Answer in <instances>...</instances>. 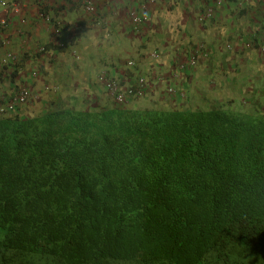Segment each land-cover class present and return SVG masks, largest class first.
Instances as JSON below:
<instances>
[{
	"label": "trees",
	"instance_id": "1",
	"mask_svg": "<svg viewBox=\"0 0 264 264\" xmlns=\"http://www.w3.org/2000/svg\"><path fill=\"white\" fill-rule=\"evenodd\" d=\"M145 97L0 118V264H264V106Z\"/></svg>",
	"mask_w": 264,
	"mask_h": 264
},
{
	"label": "crops",
	"instance_id": "2",
	"mask_svg": "<svg viewBox=\"0 0 264 264\" xmlns=\"http://www.w3.org/2000/svg\"><path fill=\"white\" fill-rule=\"evenodd\" d=\"M12 1L9 11L0 6L10 16V26L1 32L0 96L11 97L19 85L31 87L40 100L22 106L24 115L52 107L50 99L62 105L112 103L103 74L126 84L146 77L145 101L169 109L264 106V0H225L203 22L198 17L214 6L212 0H92L95 12L85 9L87 0H47L51 17L64 25L59 39L54 24L38 18V0H23L20 9ZM142 4L150 19L135 32L131 11ZM41 44L51 46L45 55ZM154 51L160 52L158 58ZM9 53L19 62L15 76L4 62ZM192 56L197 65L182 70L180 63ZM170 87L175 94H169Z\"/></svg>",
	"mask_w": 264,
	"mask_h": 264
},
{
	"label": "built area",
	"instance_id": "3",
	"mask_svg": "<svg viewBox=\"0 0 264 264\" xmlns=\"http://www.w3.org/2000/svg\"><path fill=\"white\" fill-rule=\"evenodd\" d=\"M153 1V0H151ZM214 3V6H211L205 10L204 13H202L198 20L200 22H203L207 19H211L217 8H221L225 0H212ZM241 3H248L251 0H240ZM0 6L3 7V9L9 11L10 10V0H0ZM85 9L89 12H95L96 7L92 0H87L85 5ZM16 8V6H15ZM132 14V28L135 32L140 31L142 26H144L147 22H149L150 19V13L149 9L146 4H142L141 8L139 10L133 9L131 11ZM46 21H51V16H46ZM9 27V21L6 16H4L0 12V31L6 30ZM55 32L57 36H61L60 29L56 30ZM5 44V41L1 38L0 35V48ZM248 47H254L252 42H249ZM42 53L45 52V48L42 46L39 50ZM260 51L264 54V44L260 46ZM160 55L159 51H154L153 56L155 58H158ZM4 62H7L10 64L17 62V57H13L11 53L7 54ZM198 63V60L195 56L190 57L187 61H184L180 63V67L182 70H188L191 67H195ZM128 65L130 67H133L135 65V62L133 60H130L128 62ZM33 76L37 78L39 76L38 71L33 72ZM101 80L106 87V90L108 92V95L110 98L117 104H123L125 102H128L135 98H142L145 96L147 92V79L144 76H138L135 84L128 85L126 83H123L122 81L108 77L106 75L101 76ZM49 90V86L46 87ZM170 92H175L174 88L169 89ZM36 98H38L31 87H29L26 84L19 85V88L16 91V95L10 99L5 97V95L0 96V113L1 114H8L10 112H13L16 110L17 105L18 106H25L29 104L30 102L34 101Z\"/></svg>",
	"mask_w": 264,
	"mask_h": 264
},
{
	"label": "rangeland",
	"instance_id": "4",
	"mask_svg": "<svg viewBox=\"0 0 264 264\" xmlns=\"http://www.w3.org/2000/svg\"><path fill=\"white\" fill-rule=\"evenodd\" d=\"M135 61V60H134ZM138 61V60H137ZM164 94H166V93H164ZM170 94V93H169ZM71 104H73L74 106H77V107H85L86 109L87 108H95V109H100V108H104L105 106H109V105H113L109 100H106L105 99V101L104 102H102V103H98V104H94L93 102H91V101H89V102H87V103H85V104H82V103H79V102H75V103H71ZM94 104V105H93ZM60 105H62V104H60ZM255 106H256V104H254ZM254 105H252V106H254ZM262 105V104H261ZM260 105V106H261ZM64 106H70V104H64ZM158 107H162V108H164V106H162V104H158L157 105ZM236 107V106H235ZM236 109H239V107H236ZM242 109V108H241ZM254 109V108H253ZM247 110V109H246Z\"/></svg>",
	"mask_w": 264,
	"mask_h": 264
},
{
	"label": "clouds",
	"instance_id": "5",
	"mask_svg": "<svg viewBox=\"0 0 264 264\" xmlns=\"http://www.w3.org/2000/svg\"><path fill=\"white\" fill-rule=\"evenodd\" d=\"M225 4V3H224ZM130 61V60H129ZM128 61V62H129ZM134 61V60H133ZM135 62V61H134ZM135 64H136V62H135ZM135 66V65H134ZM103 75H106V76H108L107 74H103ZM140 76H142V75H140ZM108 77H110V76H108ZM112 78V77H111ZM138 78V77H137ZM146 78V77H145ZM115 79H117V78H115ZM147 79V78H146ZM119 80V79H118ZM137 80V79H136ZM121 81V80H120ZM123 82V81H122ZM124 83V82H123ZM135 84V83H134ZM128 85H132V84H128ZM148 85V84H147ZM170 88H174V87H170ZM169 88V89H170ZM169 89H168V92L170 93V95H173V94H175L176 93V90H175V92H170L169 91ZM175 89V88H174ZM147 91H148V87H147ZM146 94H147V92H146ZM146 94H145V96H146ZM180 96L183 98V96H182V92H180ZM110 97V96H109ZM143 98V97H142ZM139 99H141V98H139ZM112 100V99H111ZM112 103H114V104H117V103H115L113 100H112Z\"/></svg>",
	"mask_w": 264,
	"mask_h": 264
}]
</instances>
